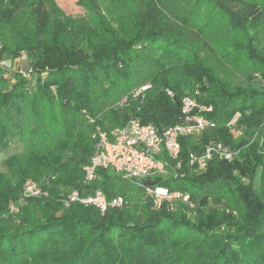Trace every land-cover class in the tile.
<instances>
[{
  "label": "trees",
  "instance_id": "16d2710c",
  "mask_svg": "<svg viewBox=\"0 0 264 264\" xmlns=\"http://www.w3.org/2000/svg\"><path fill=\"white\" fill-rule=\"evenodd\" d=\"M1 2L0 24L5 29L0 28V54L18 58L20 50L26 51L32 58L36 86L27 93L28 81L13 78L11 90L0 94V149L9 147V136L17 135L24 153L29 151L33 158L29 157L36 165L35 176L44 177L41 188L47 196L29 199L41 206L43 212L39 218L26 213L28 219L21 221L22 228L10 232L0 229V264H264V142H250L253 132L264 125V92L250 82L245 89L230 93L204 67L197 55L202 41L191 31L182 30L180 37L169 34L172 30L167 28L157 33L146 30V23L142 25L138 21L133 30L116 28L94 40L91 31L83 28L82 44L91 55L79 54L69 41L70 34L76 36L78 32H73L72 24L64 27L68 22L60 20L50 24L47 13L43 11L40 15L47 0ZM11 2H20L22 9L12 11L19 12V16H3L2 11ZM23 4H31L30 13H22ZM35 15L42 19L45 37L42 40L37 38ZM154 17L163 20L162 15ZM230 23L246 35L247 41L239 48H244L252 59L247 30L250 22L246 25L230 19ZM68 27L72 29L67 30ZM7 28L17 29L19 34H7L10 31ZM2 30H7V36H3ZM137 47H146L142 50L143 57ZM35 48L43 57L55 60L44 80L39 69L45 62H34ZM105 48L108 56L103 53ZM148 62L153 66L148 70L151 87L142 104L131 101L128 112L121 118L115 113L106 114L110 126L104 125L95 116L97 104L90 81L97 83L99 77L116 72L127 78L136 76V67ZM260 62L264 78L263 56ZM131 64L137 66L133 68ZM165 90L173 96L168 97ZM185 96H194L200 105L211 106L212 112L201 115L213 126L199 137L179 139L180 168L171 169L170 178L157 176L138 184L110 170L98 169L95 180L83 185L82 169L94 153L97 140L92 135L96 127L109 133L130 118H138L161 131L181 122V100ZM236 114L235 128L245 134L239 141L226 127ZM25 120L39 126H23ZM24 132L30 133L29 138L23 137ZM212 142L235 151L236 156L231 162L213 157L204 172H197L189 165V155L200 154ZM30 144H35L33 152L28 148ZM17 156H10L6 164L17 162ZM258 169L261 170L260 193L252 187ZM20 177L23 183L28 178L24 174ZM128 186L137 187L138 198L129 194ZM145 188L187 193L195 206L193 221L187 212L173 214L164 204L157 211L148 210V205L142 204ZM66 190H85L88 194L100 190L108 197L121 196L129 212L110 209L100 214L93 207L78 204L64 208L61 200ZM13 193L10 190V195ZM231 195L239 208L226 202ZM139 204L142 215L134 216ZM209 204L230 206L238 216L211 208Z\"/></svg>",
  "mask_w": 264,
  "mask_h": 264
},
{
  "label": "rangeland",
  "instance_id": "374dc122",
  "mask_svg": "<svg viewBox=\"0 0 264 264\" xmlns=\"http://www.w3.org/2000/svg\"><path fill=\"white\" fill-rule=\"evenodd\" d=\"M19 3L20 2H11L7 5L5 4V9L7 10L2 11L3 16L10 18H12V14H15L14 17L17 15L19 16V12H12L15 8H17L16 11H18L19 8L22 9ZM33 4L34 3H32V5ZM43 4L45 5V10L48 11L43 10V8H38L36 12L40 9V15H42L43 11L47 13L49 15L48 22L50 24L56 20H60L62 23L65 21L68 23H64V27L72 24L73 32L78 31L76 36L75 34H70L69 36V41L71 45L74 46L76 53L91 55V51L82 44L83 36L80 30L83 28L91 31L92 39L94 40L104 37L105 32L113 31L116 28L133 30L138 21H140L142 25H144V22L146 23V27H148L146 30L155 31L157 33H163L160 30L167 28L172 30L169 31V34H177L180 37V32H182V30L191 31L197 34L199 40L201 39L200 41H202V44L197 47V55L201 59L204 67L211 70L215 79L224 83L230 93L245 89L250 82L254 84L260 92H264V78L261 76L263 68L260 62L262 56L264 57V0H47V2H43ZM0 5H3V2H1ZM23 7L24 10H22V13L24 15L27 12L30 13L31 4L30 6H25L23 4ZM158 15H162L163 20L161 17H157ZM37 17L36 25L38 26V31L36 34L38 40H42L44 36L41 28L42 19L39 16ZM247 17H249V19ZM230 19H236L246 25H249L250 22V27L248 26L249 28H247V30L250 33V40L248 42L250 48L253 50L252 59L247 55L244 48H239V46H243L247 41L246 35L241 29L234 27L230 23ZM150 24L153 25L149 27ZM0 26H2L0 28L5 29L3 24H0ZM171 26L175 29L171 28ZM39 28H41V30H39ZM71 29V27L67 28V30ZM179 29H181V31H178ZM7 30H10L7 34H11L12 36L19 34L17 29L7 28ZM7 30H2V33H4L3 36H7ZM44 46L49 45L44 43ZM137 48V52L143 57L145 53H143L142 50L146 47ZM106 50L105 48L103 53H105V56H108ZM33 60L40 64V61L43 62L44 60L45 66L39 69L41 79L44 80L47 73L50 72L48 67L52 66L55 60L53 61L52 59L43 57L41 51L36 48L33 50ZM31 63L32 58L26 51L20 50L18 58H9L6 55L0 54V75L2 78V80H0V94H4L11 90L10 85L13 82V78L17 79L19 77L28 81V90L26 91L27 93H31L32 89L36 86L35 69L31 67ZM151 64V62L145 65L140 63L138 67H136V64H131L130 67L137 68L138 73L136 76L129 75L127 78L116 72L109 74L108 77H99L97 83L90 81V87L94 89L93 97L96 99L97 104L95 116L101 121H104V125L110 126L106 119L108 116L106 114L115 113L121 118L128 112L130 108L129 103L131 101L140 103V100H136L132 95L136 90L141 88V86H151L148 78L150 75L148 70L153 67ZM133 77L135 78L134 80H132ZM52 91L54 93V88H52ZM84 119L88 122L86 116ZM3 123L5 122L2 121L1 125H3ZM23 126L34 128V126L38 127L39 125L31 124L28 120H25ZM232 133L234 138H239L238 141L245 135L243 130L241 131L240 129H238L236 133ZM263 133L264 125L261 127V130L253 132L250 142L258 141L259 144H262L264 142ZM12 135L9 136L7 140L9 147L7 146L5 149H0V229L4 232H10L13 228L17 227L22 228L24 225H21V221L24 219L26 221L28 219L26 213H30L34 218H39L43 212L40 205L23 197V186L25 182L32 181L41 187L43 186L44 177L43 175L35 176L37 169H35L36 165H33V158L30 156V152L24 153L18 136ZM29 136L30 133H23L24 138H29ZM212 143L222 145L216 142ZM28 148L33 152L35 150V144H30ZM233 152L236 154L235 151ZM13 155H19L17 156L19 158L18 161L13 162L11 165H7L5 161ZM29 157L32 160H30ZM262 171L264 172V169H262ZM23 174L28 177L24 180V183L21 182L20 177ZM260 174L261 170L258 169L252 184L253 190L258 193L261 191ZM170 176H172L171 172L167 171L165 174L158 177L168 179ZM134 187H127L129 188V194L138 198L137 187ZM10 190L14 191L13 195H10ZM68 191L69 190L64 191L65 194ZM142 198V204L148 205V210L157 211L160 209V207L157 208L154 206V202L147 197L145 191H143ZM262 200L264 202V195ZM226 202L233 208H239L236 204V198L233 195L227 197ZM163 204L167 210L173 214L187 212L190 220L193 221L192 214L195 210V206L191 202L190 205H185L171 200ZM141 205H137L136 211L134 213L132 212L134 216L142 215L140 209ZM208 206L226 213L231 212L234 217L238 216L235 210L236 208L231 209L230 206H228L229 208L217 207L211 204ZM118 210L129 212L126 205Z\"/></svg>",
  "mask_w": 264,
  "mask_h": 264
},
{
  "label": "built area",
  "instance_id": "2783aa9c",
  "mask_svg": "<svg viewBox=\"0 0 264 264\" xmlns=\"http://www.w3.org/2000/svg\"><path fill=\"white\" fill-rule=\"evenodd\" d=\"M150 85L141 86L132 97L144 101ZM168 97L172 92L165 90ZM212 112L211 106L200 105L194 98L185 96L181 100V122L158 131L150 124H143L138 118H130L123 126L111 130L109 133L101 131L98 127L92 138H96L94 153L89 163L82 169L84 186L92 183L96 178V170H110L116 176L124 180H131L141 184L145 179H152L165 174L171 169L179 170L180 162L177 161L180 154L179 139L183 137H199L213 124L204 119L201 113ZM236 114L227 124L231 132L235 129ZM92 123L93 120L89 119ZM236 154L228 147L210 143L200 154L189 155V165L197 172H204L208 162L216 157L219 160L231 162ZM174 162V163H173ZM172 165L174 167H172ZM147 197L159 208L164 202L177 201L190 205L189 196L185 192H169L164 188H145ZM47 192L32 181L25 182L23 197H46ZM62 206L68 208L72 204L84 207H93L100 214L110 209H119L127 202L121 196L108 197L102 191L96 190L88 194L85 190H69L62 195Z\"/></svg>",
  "mask_w": 264,
  "mask_h": 264
}]
</instances>
